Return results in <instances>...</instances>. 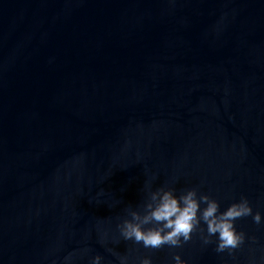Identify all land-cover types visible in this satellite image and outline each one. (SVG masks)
<instances>
[{
	"label": "water",
	"instance_id": "1",
	"mask_svg": "<svg viewBox=\"0 0 264 264\" xmlns=\"http://www.w3.org/2000/svg\"><path fill=\"white\" fill-rule=\"evenodd\" d=\"M161 187L264 215V0H0V264H264L125 241Z\"/></svg>",
	"mask_w": 264,
	"mask_h": 264
},
{
	"label": "clouds",
	"instance_id": "2",
	"mask_svg": "<svg viewBox=\"0 0 264 264\" xmlns=\"http://www.w3.org/2000/svg\"><path fill=\"white\" fill-rule=\"evenodd\" d=\"M251 217L256 225L264 224V215L253 208L246 197L231 203L224 211L216 199L189 189L179 195L174 189L161 187L153 192L150 202L144 205L143 214L131 212L117 227L125 241L141 244L146 249L181 248L199 233L203 245L215 244V251L223 253L238 249L246 239L243 231H237L235 222ZM214 238V239H213ZM173 264H188L180 254L172 255ZM89 264H103V257H91ZM121 264H126L121 260ZM139 264H153L150 256Z\"/></svg>",
	"mask_w": 264,
	"mask_h": 264
}]
</instances>
